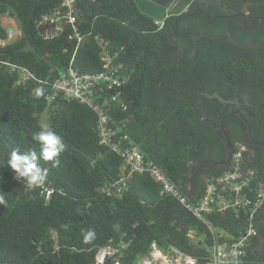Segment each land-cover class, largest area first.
<instances>
[{
  "label": "trees",
  "instance_id": "1",
  "mask_svg": "<svg viewBox=\"0 0 264 264\" xmlns=\"http://www.w3.org/2000/svg\"><path fill=\"white\" fill-rule=\"evenodd\" d=\"M61 3L0 0V40L9 36L3 16L15 17L22 29L0 44V194L7 200V207L0 205V264H95L102 246L116 244L125 245L123 264H134L153 242L208 257L211 229L163 193L149 171L120 182L124 159L100 143L93 107L49 96L73 57L83 72L103 70L104 54L122 64L127 81L103 90L110 124L122 126L118 135L128 133L145 160L162 167L196 202L209 177L229 169L239 143L246 145V169L264 167V147L245 141L249 125L238 113L223 121L231 145L219 128L222 117L238 109L252 125L249 138L264 142V25L250 29L254 13L264 16V0H192L185 11L160 21L135 0H79V45L69 27L50 39L40 33L38 20ZM11 63L37 78L22 81ZM108 91H119L118 100ZM42 125L51 126L67 147L58 166L39 160L48 177L29 190L8 161L14 149L39 156L41 145L32 136ZM209 218L232 237L247 223L232 210ZM256 227L247 264H264V205Z\"/></svg>",
  "mask_w": 264,
  "mask_h": 264
},
{
  "label": "built area",
  "instance_id": "2",
  "mask_svg": "<svg viewBox=\"0 0 264 264\" xmlns=\"http://www.w3.org/2000/svg\"><path fill=\"white\" fill-rule=\"evenodd\" d=\"M79 0H62V3L52 12L41 16L37 24L40 33L47 39L58 36L66 27L71 29L70 38L79 43L83 36L77 24ZM160 21V20H158ZM16 30H9L6 40L0 44L14 39ZM104 69L97 72H83L74 65V57L70 64L59 71L53 82V94L61 95L66 100H78L92 106L98 114V132L100 143L110 147L124 159L125 171L120 182L126 180L137 172L149 171L153 178L161 184L162 192L170 194L203 221L212 231L214 244L211 246L210 255L204 259L188 253L176 245L161 246L153 242L147 253L142 254L134 264H247L249 240L257 234L256 217L264 205V167L245 168V144L233 150L231 164L228 170L218 176L209 177L206 190L198 201H192L183 190L177 186L165 173L162 167L153 161H146L141 148L128 133L119 132L122 126L115 128L110 124L111 117L106 109L109 96H103L104 88L114 90L122 86L128 79L122 74V64H115L113 58L104 54ZM11 70L18 72L22 81L36 79V75L27 68L10 64ZM110 98L118 100L120 92L108 91ZM96 94L104 97V102L97 100ZM127 108L126 104H122ZM53 192L47 189L46 197L49 199ZM234 211L239 216L246 218L245 229L237 236L232 237L225 230L218 231L209 218L212 212ZM125 245H105L100 248L97 262L102 264L107 259H113V264H123Z\"/></svg>",
  "mask_w": 264,
  "mask_h": 264
},
{
  "label": "clouds",
  "instance_id": "3",
  "mask_svg": "<svg viewBox=\"0 0 264 264\" xmlns=\"http://www.w3.org/2000/svg\"><path fill=\"white\" fill-rule=\"evenodd\" d=\"M32 139L41 145L39 156L36 151L20 152L14 149L10 153L8 164L16 173V179L24 181L29 190L42 186L48 177L49 170L42 168L39 160L52 161L53 167L58 166L59 156L66 150L67 145L63 137L49 125H42L40 131L33 133ZM0 205L7 207V200L4 194H0ZM92 235L87 233L85 239Z\"/></svg>",
  "mask_w": 264,
  "mask_h": 264
},
{
  "label": "water",
  "instance_id": "4",
  "mask_svg": "<svg viewBox=\"0 0 264 264\" xmlns=\"http://www.w3.org/2000/svg\"><path fill=\"white\" fill-rule=\"evenodd\" d=\"M138 7L158 20H164L166 17L172 14H179L187 9L192 0H135ZM238 113L249 125L248 130L245 134V141L248 144L261 145L264 147L263 141H258L255 139H250L249 134L252 131L251 123L243 116L242 112L238 109H232L230 113L223 116L221 119L220 129H223L225 140L231 145V140L229 136V130L223 123V121L230 115Z\"/></svg>",
  "mask_w": 264,
  "mask_h": 264
},
{
  "label": "rangeland",
  "instance_id": "5",
  "mask_svg": "<svg viewBox=\"0 0 264 264\" xmlns=\"http://www.w3.org/2000/svg\"><path fill=\"white\" fill-rule=\"evenodd\" d=\"M3 22L5 26L8 28V30H12V29L16 30L14 38H17L21 35L22 29L15 17H10L9 15L3 16Z\"/></svg>",
  "mask_w": 264,
  "mask_h": 264
},
{
  "label": "flooded vegetation",
  "instance_id": "6",
  "mask_svg": "<svg viewBox=\"0 0 264 264\" xmlns=\"http://www.w3.org/2000/svg\"><path fill=\"white\" fill-rule=\"evenodd\" d=\"M246 19H247V16H244L245 25H246ZM250 23H251L250 29H254L256 27V24L264 25V16L261 13H254V15L250 18ZM257 31L261 33V29H257Z\"/></svg>",
  "mask_w": 264,
  "mask_h": 264
}]
</instances>
